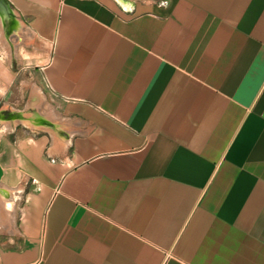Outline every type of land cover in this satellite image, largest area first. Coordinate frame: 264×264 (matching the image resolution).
<instances>
[{
	"label": "crops",
	"instance_id": "obj_1",
	"mask_svg": "<svg viewBox=\"0 0 264 264\" xmlns=\"http://www.w3.org/2000/svg\"><path fill=\"white\" fill-rule=\"evenodd\" d=\"M0 1V264H264V0Z\"/></svg>",
	"mask_w": 264,
	"mask_h": 264
},
{
	"label": "flooded vegetation",
	"instance_id": "obj_2",
	"mask_svg": "<svg viewBox=\"0 0 264 264\" xmlns=\"http://www.w3.org/2000/svg\"><path fill=\"white\" fill-rule=\"evenodd\" d=\"M3 195H5L4 192H3ZM0 196L3 197L1 194H0ZM7 196H8V195H7ZM8 199H9V197L3 199L4 201L1 200L2 203H1V205H0V206H1V209H2V211H0V213H3V220H2V223H3V221H4V222L6 221V223L0 227V230L3 232L4 240H5V239L7 238V236L9 235V227H8L9 224H8V219L5 220V215H7V214H9V213H13L12 208L8 207L7 204L5 203L6 200H8Z\"/></svg>",
	"mask_w": 264,
	"mask_h": 264
},
{
	"label": "rangeland",
	"instance_id": "obj_3",
	"mask_svg": "<svg viewBox=\"0 0 264 264\" xmlns=\"http://www.w3.org/2000/svg\"><path fill=\"white\" fill-rule=\"evenodd\" d=\"M2 39V38H1ZM0 39V53H2L4 56L6 55L5 53H7V55L8 54H10V48L8 47V45H6V43H4L2 40ZM2 44H3V46L5 47V49L2 47ZM2 192H4V194L5 195H3V197H1V199H0V205H1V200H3L2 198H8L9 196H10V194H12V191H9V190H4V191H2ZM8 195V196H7ZM13 212H14V207H13ZM0 211H2V209H1V206H0ZM12 218H13V213H9V214H7V215H5V220H7L8 219V224H9V226L8 227H10L11 225H10V221H12ZM6 223V221L4 222V223H2V225H4ZM1 227V226H0Z\"/></svg>",
	"mask_w": 264,
	"mask_h": 264
},
{
	"label": "bare ground",
	"instance_id": "obj_4",
	"mask_svg": "<svg viewBox=\"0 0 264 264\" xmlns=\"http://www.w3.org/2000/svg\"><path fill=\"white\" fill-rule=\"evenodd\" d=\"M0 194L3 196V192L0 190ZM18 195L17 194H15V193H12V194H10V196H9V199L8 200H6V204H7V206L8 207H10V208H12L13 209V207H14V205H15V203L17 202V200H18ZM0 199H1V196H0ZM2 199H4V198H2ZM4 201V200H3ZM3 220V213H0V221H2Z\"/></svg>",
	"mask_w": 264,
	"mask_h": 264
},
{
	"label": "water",
	"instance_id": "obj_5",
	"mask_svg": "<svg viewBox=\"0 0 264 264\" xmlns=\"http://www.w3.org/2000/svg\"><path fill=\"white\" fill-rule=\"evenodd\" d=\"M0 6H2V5H1V1H0Z\"/></svg>",
	"mask_w": 264,
	"mask_h": 264
}]
</instances>
